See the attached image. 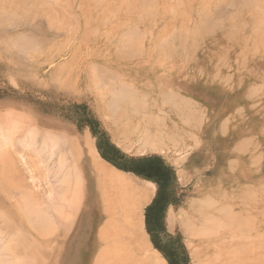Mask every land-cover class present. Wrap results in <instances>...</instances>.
I'll return each instance as SVG.
<instances>
[{
	"label": "rangeland",
	"instance_id": "1",
	"mask_svg": "<svg viewBox=\"0 0 264 264\" xmlns=\"http://www.w3.org/2000/svg\"><path fill=\"white\" fill-rule=\"evenodd\" d=\"M216 1L0 0V213L10 211L7 222L18 233L24 223L17 216L26 212L31 201L27 211H38L35 217L50 215L44 218L49 225H40L29 239L30 244L40 245L38 264H63V253L69 263L70 245L79 244L76 227L85 218L78 186L96 184L93 171L98 169L127 182L152 185L153 196L140 214L141 234L135 242L144 256L156 253L164 264H264V215L260 214L264 193L246 196L238 187L220 193L222 185L207 183L216 175L211 170L200 172L189 162L190 149L198 145L197 111L213 107L219 116L239 111L232 120L237 134L244 127L254 133L264 125V0ZM202 11L210 12L203 15ZM197 58L205 60V67L195 65ZM194 85L206 93L207 101L183 98V90L189 93ZM127 89L138 97V109L153 103L157 116L164 117L167 109L179 114L189 126L188 147L153 150L142 138L136 141L129 135L124 128L128 122L120 117L121 106L129 102L113 98L115 92ZM160 90L163 101L161 96L157 100ZM211 92L215 98L209 99ZM169 99L170 103H164ZM206 117L204 113V123H212L215 129L219 119L207 121ZM101 140L128 158L158 151L156 155L173 168L176 180L166 192L172 202L160 220L155 221L156 212L148 210L161 198L157 185L103 159L97 148ZM60 162L66 166L65 173L69 169L65 179V173L59 172ZM96 215L100 213L95 214L89 233L96 237V245L87 264H123L121 258L129 250L108 238L103 220ZM171 217L181 221L171 223ZM228 228L233 231L227 232ZM1 234L3 252L11 236ZM24 235L17 234L22 245ZM230 244L235 248L229 249ZM1 252L0 264H28Z\"/></svg>",
	"mask_w": 264,
	"mask_h": 264
},
{
	"label": "bare ground",
	"instance_id": "2",
	"mask_svg": "<svg viewBox=\"0 0 264 264\" xmlns=\"http://www.w3.org/2000/svg\"><path fill=\"white\" fill-rule=\"evenodd\" d=\"M210 1V0H209ZM220 1V0H219ZM218 1V2H219ZM27 2V1H26ZM202 2V1H201ZM216 1V3H218ZM207 3H208V0H207ZM215 3V2H214ZM215 3V4H216ZM237 3V2H236ZM206 4V3H205ZM213 4V3H212ZM219 4V3H218ZM200 5V4H199ZM208 5V4H207ZM210 5V3H209ZM216 7V6H215ZM201 8V7H200ZM202 9V8H201ZM205 8H203L204 10ZM207 10V9H205ZM211 11V10H210ZM206 12L207 14L210 12ZM5 12V11H4ZM204 11H202L203 13ZM205 13V12H204ZM203 13V15H204ZM205 13V14H206ZM208 16V15H207ZM205 18V17H204ZM204 20V19H203ZM203 20H201V22H203ZM205 21V20H204ZM201 22H199L201 24ZM204 23H202L203 25ZM207 24V23H206ZM208 25V24H207ZM204 26V25H203ZM202 26V27H203ZM200 29V28H199ZM198 31V30H197ZM169 32V31H168ZM182 33V32H181ZM194 33V32H193ZM169 34V33H168ZM184 35V33H183ZM183 35H179L180 38L182 39L183 38ZM178 36V37H179ZM188 35H185L184 37L186 38ZM190 36V35H189ZM192 36V35H191ZM169 37V36H168ZM194 37V36H193ZM192 37V38H193ZM175 38V37H174ZM177 38V36H176ZM188 38V37H187ZM189 42V41H188ZM174 43V42H173ZM190 43V42H189ZM188 45V43H187ZM174 46V45H173ZM195 47V46H194ZM174 48H177V47H174ZM169 49V48H168ZM188 49V48H187ZM196 50V49H194ZM264 51V50H263ZM170 52V51H168ZM167 52V53H168ZM166 53V54H167ZM180 54V53H179ZM156 57V56H155ZM155 59V58H154ZM158 61V60H157ZM201 61V63H200ZM153 62V61H152ZM180 62V61H179ZM205 60L202 58H197V60L195 61V65H202L201 67H205ZM95 64V63H94ZM93 64V65H94ZM157 65V63H155ZM96 67V65H94ZM100 66V65H99ZM152 66V65H151ZM149 67V66H148ZM147 67V68H148ZM156 67V66H154ZM166 67V65H165ZM98 68V67H97ZM104 68V67H103ZM149 69V68H148ZM151 69V68H150ZM109 70V69H108ZM144 70V69H143ZM98 71V70H97ZM142 71V69H141ZM58 72V71H57ZM137 72V71H136ZM138 73V72H137ZM147 73V72H146ZM64 74V73H63ZM62 74V75H63ZM66 74V73H65ZM139 74V73H138ZM147 78H148V75H146ZM150 76V75H149ZM110 77V76H109ZM57 78V76H56ZM55 78V79H56ZM78 78V77H77ZM59 80V79H58ZM146 80V79H145ZM154 82H152L153 84ZM151 84V85H152ZM163 84V83H162ZM260 86V85H259ZM258 86V88H259ZM155 87V86H154ZM161 87V86H159ZM146 88V87H145ZM153 88V87H151ZM158 88V87H157ZM115 89V88H114ZM117 89V87H116ZM256 89V88H255ZM150 89H148V93ZM130 91L129 89H127V91L125 90H120L119 92H115L113 94V98L116 100V101H126L128 100V104H126L127 106L125 108H122L121 106V110H122V114L120 115V117L122 119H125L126 122H128V127L125 126L124 128H128V131H129V135H131L132 137H137V140L139 139V141L142 142V144L144 143V145H148L149 149H153V150H163V151H166V150H170L171 148H179V147H188V141H191L189 138H190V133H188V130H189V126L187 125V123L185 121H183V119L181 118V116L179 114H175L174 112H170L169 109H167V111H164L165 113V116L162 117V116H157V108L155 107V105L152 103L151 105H143L141 109H138V107L136 106V104L138 103V97L135 98V96L133 95H130L129 92ZM133 91V89H131L130 93ZM155 91V90H154ZM162 91V90H161ZM259 91V89L257 90ZM136 93V92H135ZM138 93V92H137ZM144 93V92H143ZM152 93V92H151ZM132 94V93H131ZM142 95V94H140ZM153 94H149V96L151 97ZM164 96V95H163ZM163 96H157V100L158 98L160 97L159 100H162L163 101ZM143 97V96H142ZM166 97V96H165ZM154 98V97H153ZM140 100V98H139ZM156 100V101H157ZM167 100V98L165 99ZM164 100V103H170V99H169V102L166 101L165 102ZM145 101V100H144ZM147 101V100H146ZM261 101V100H260ZM127 102V101H126ZM213 102V101H211ZM117 103V102H116ZM159 103V101H158ZM173 104V103H171ZM213 103H210V106L207 107V105H204L203 108H210L212 106ZM140 105V104H139ZM189 108L192 107L191 104L189 103ZM158 106V105H157ZM214 106L215 108L218 106L217 103L215 102L214 103ZM141 107V106H140ZM154 107V108H153ZM159 107V106H158ZM165 109V108H163ZM192 109V108H191ZM213 107L211 108V111H212ZM260 111V110H259ZM198 113V111L196 112ZM212 118V117H211ZM220 128V127H219ZM221 129V128H220ZM230 131V130H229ZM228 131V132H229ZM232 133V132H230ZM245 133V132H244ZM195 135V134H194ZM193 135V136H194ZM230 135V134H229ZM128 136V135H127ZM127 138V137H126ZM216 138V137H215ZM125 139V138H124ZM123 139V140H124ZM128 139V138H127ZM194 139V137H193ZM54 140V139H53ZM196 140V139H195ZM214 140V138H213ZM212 140V141H213ZM126 141V140H124ZM45 142V141H44ZM259 142V141H258ZM32 143V142H31ZM48 142H46L47 144ZM138 143V142H137ZM262 143V142H261ZM144 146V145H142ZM37 145V144H36ZM222 145V144H221ZM261 145V144H259ZM45 146V145H44ZM261 147V146H260ZM144 148V147H142ZM54 150V149H53ZM62 150V149H61ZM45 151V150H44ZM48 151V150H47ZM258 151V150H257ZM255 151V152H257ZM59 153V152H57ZM56 153H54L55 155ZM60 154V153H59ZM263 154V153H262ZM43 155V154H41ZM258 155V154H257ZM256 155V156H257ZM260 155V154H259ZM264 155V154H263ZM51 156V155H50ZM255 156V155H254ZM261 156V155H260ZM54 157V156H53ZM258 158H261V157H258ZM263 158V157H262ZM55 159V158H54ZM56 160V159H55ZM62 161V160H61ZM229 162V161H228ZM255 162V161H254ZM260 162V160H259ZM61 163V162H60ZM59 163V172L61 174L65 173L64 170L66 168V166L64 167L63 164ZM58 164V163H57ZM68 164V163H67ZM56 165V164H54ZM66 165V164H65ZM85 166V165H84ZM233 166V165H232ZM50 167V166H49ZM86 167V166H85ZM97 167V166H96ZM49 169V168H48ZM47 169V170H48ZM57 169L58 171V167L55 168V170ZM232 169V168H231ZM8 170V169H7ZM51 171L53 170L50 169ZM67 170L69 169H66V173L68 172ZM96 170V169H95ZM80 171V170H79ZM50 172V171H48ZM55 172V171H54ZM53 172V173H54ZM58 172V173H59ZM96 172V173H95ZM93 171L94 175H95V178H96V181L97 183L94 184V185H85V186H78V190H79V196L80 198L83 200V205H84V215H85V218L83 217V221H82V226H79L77 225L76 227V232L79 231L78 235L76 234V240L79 242V244L77 246L71 244V248L69 249L68 251V254H72V257H69V263L68 264H87L89 258H90V255L92 254V251L96 245V237L95 239L94 238H91L92 236L89 234L90 233V225L93 223L94 221V216L95 214L97 213H100V216L96 215L98 217V220H103L102 222V227L103 229L102 230H106L108 232V238H112V240L116 241L117 244L119 246H123V249L125 250H129L128 251V255H125L124 257V260H122L123 258H121V262H124L123 264H164V262L159 258V256L155 253L154 255H147V256H144L143 254H141V248H138V251L136 250V246H135V242L138 243L139 239L138 237L140 238V217H141V212L144 208V206H146L152 196H153V187L147 184H139V183H133L131 181H125L121 178H117L115 177L116 175L115 174H112V172H106L104 170H96V171ZM56 173V172H55ZM66 173L63 176V179H65V176H66ZM110 173V174H109ZM70 175V174H69ZM81 175V174H80ZM61 176V175H60ZM70 177V176H69ZM70 179V178H68ZM84 179V178H83ZM65 181H68V180H65ZM64 181V182H65ZM66 183V182H65ZM241 184V183H240ZM67 185V184H66ZM70 186V185H69ZM241 186H244V185H241ZM106 187H108L106 189ZM62 188V187H61ZM242 188V187H241ZM65 189V188H64ZM77 189V188H76ZM233 187L230 186L229 188L227 187H221V189H219L220 193L222 192H233L234 190H232ZM238 190V188H236ZM70 190V189H69ZM228 190H231V191H228ZM244 190V188H243ZM247 190V189H245ZM252 190V189H250ZM111 193H110V192ZM262 191V190H261ZM67 192H69L67 190ZM246 192V191H245ZM244 192V193H245ZM248 192V191H247ZM246 192V193H247ZM250 192V191H249ZM65 193V192H64ZM245 193V194H246ZM253 193V192H252ZM252 193L250 195H252ZM243 194V195H245ZM68 195V194H67ZM254 195V194H253ZM256 195V194H255ZM7 196V195H6ZM25 196V195H24ZM29 196V195H28ZM32 196V195H31ZM248 196V193L247 195ZM64 196H62V199ZM250 197V196H249ZM252 197V196H251ZM254 197V196H253ZM252 197V199H253ZM30 198V197H29ZM27 200V198H26ZM48 200V199H47ZM57 200V199H56ZM238 200V199H237ZM50 201V199H49ZM71 201V200H70ZM73 201V200H72ZM79 201V199H78ZM210 201V200H209ZM208 201V202H209ZM256 201V200H255ZM29 201L27 200L26 201V204H28ZM32 202V201H31ZM30 202V203H31ZM207 202V203H208ZM211 202V201H210ZM209 202V203H210ZM247 202H248V199H247ZM32 206V204H30ZM33 203V202H32ZM51 203V201H50ZM49 203V204H50ZM69 203V202H68ZM211 204V203H210ZM226 204V203H225ZM28 205V208L26 207V212H24L22 210V213H19V215L17 216L18 220H21V222L24 223V227H22L23 231L20 230L21 232L25 233V235L22 237L23 241H24V245L21 244L20 242V237L17 236V234H20L18 233L17 229L14 228L12 225H10L7 220H8V213L6 212H3V213H0V223L2 225L3 223V226H2V229H0V234L1 232L3 231L4 233H9V236H11L10 240L11 241H8V244H6L4 246V250L3 252L5 253V255H2V256H8L10 257L11 259H13L12 257H15V259H13L14 261L17 259V260H26V262L28 264H32V260L34 259L36 264H38L39 260L36 258V256H39L41 254V249H40V245L38 244H30L32 242L29 241V239H31L32 237V234L33 232L39 230V226L40 225H45V226H48L49 222H47L48 220L47 219H44L46 218V213H44L45 211H43L44 214V217H40V216H36L35 217V214L36 212L38 211H34L35 213H31L33 211H30L27 209H30L31 207H29ZM35 205V204H34ZM52 205V204H51ZM24 206L23 209H24ZM49 206V205H48ZM199 207V205H198ZM1 208V207H0ZM18 208V207H17ZM51 208V207H49ZM211 208V207H210ZM12 209V208H11ZM34 209V206L33 208ZM31 209V210H32ZM56 209V208H55ZM54 209V210H55ZM223 209V208H222ZM34 210H37L36 208ZM49 210V209H48ZM13 211V210H12ZM42 212V209L40 210L39 209V213L38 214H41ZM91 211V212H90ZM206 211V210H205ZM249 211V210H248ZM2 212V211H1ZM54 212V211H53ZM202 212V211H201ZM207 212V211H206ZM234 213V212H233ZM34 214V217H32ZM201 215V213L199 214ZM47 216H50V215H47ZM83 216V214H82ZM173 216V215H172ZM234 216V215H232ZM8 217V218H7ZM16 216L14 215V218ZM13 219V218H12ZM11 219V220H12ZM16 219V218H15ZM17 220V221H18ZM47 220V221H46ZM256 220V219H255ZM13 221V220H12ZM97 221V219H96ZM169 221L171 223H173V221H181L180 219H177V218H174V217H171L169 219ZM54 222V221H53ZM100 222V221H99ZM51 223V222H50ZM59 223V222H58ZM222 223V222H221ZM98 224V223H97ZM203 224V223H202ZM205 224H209V222H205ZM233 225V224H232ZM22 226V225H21ZM201 226V225H200ZM213 227V225H210ZM230 226V225H229ZM202 227V226H201ZM206 227V226H205ZM204 227V229H205ZM212 227H209L207 228L209 231H213L214 229ZM216 227V226H215ZM214 227V228H215ZM231 227V226H230ZM229 227V228H230ZM44 228V227H43ZM212 228V229H211ZM226 228V226H225ZM229 228L227 229L228 231L227 232H231L229 231ZM202 230V229H201ZM216 230V228H215ZM221 230H225V229H221ZM208 231V232H209ZM211 231V232H212ZM219 232V230H217ZM215 231V232H217ZM11 232V233H10ZM200 230L197 232L199 233ZM203 232V231H202ZM214 232V231H213ZM218 232L216 234H218ZM221 233V232H220ZM141 234V233H140ZM203 234V233H202ZM215 234V235H216ZM2 235V234H1ZM231 235V234H230ZM229 235V236H230ZM232 235L235 236V233H233ZM99 236V235H97ZM201 236V235H200ZM204 235H202L203 237ZM213 236V234H212ZM225 236V235H224ZM228 236V237H229ZM233 236V237H234ZM237 236V235H236ZM1 237V236H0ZM52 237V236H50ZM75 237V236H74ZM105 237H106V233H105ZM205 237V236H204ZM208 237V236H207ZM231 237V236H230ZM229 237V238H230ZM2 238V237H1ZM103 238V237H101ZM219 238V237H218ZM4 239V238H2ZM37 239V237H36ZM74 239V238H73ZM73 239H70L69 242L73 241ZM105 239V238H104ZM223 239V237H222ZM227 239V238H226ZM231 239V238H230ZM1 240V239H0ZM109 240V239H108ZM138 240V241H137ZM232 240V239H231ZM230 240V241H231ZM235 240V239H233ZM2 241V240H1ZM102 241V240H100ZM225 241V240H224ZM6 242V241H5ZM111 242H109L110 244ZM220 243V240L218 243L216 244H219ZM222 243V241H221ZM228 243V242H227ZM230 243V242H229ZM263 243V242H262ZM106 244V243H105ZM108 244V243H107ZM106 244V245H107ZM108 244V245H109ZM113 244V243H112ZM132 244V245H131ZM134 244V245H133ZM140 244V243H139ZM138 244V246H139ZM213 244V243H212ZM223 244V243H222ZM115 245V244H114ZM103 246V245H102ZM111 246V245H110ZM213 246V245H212ZM237 246V245H235ZM1 247V246H0ZM141 247V246H140ZM231 247V244L230 246H228V248ZM133 248H136L135 250ZM227 248V247H226ZM227 248V249H228ZM231 248H235L234 246H232ZM2 250V247L0 248ZM39 249V251H37ZM106 249V247H105ZM193 249V248H192ZM218 249V248H217ZM230 249V248H229ZM224 250V249H222ZM226 250V249H225ZM107 255H108V251L109 250H105ZM119 251V250H117ZM122 251V250H121ZM194 251V249H193ZM1 252V251H0ZM1 252V253H3ZM98 252V251H97ZM124 252V251H123ZM3 253V254H4ZM104 252L102 251L101 255L103 254ZM105 253V254H106ZM67 253H63L61 255L62 257V262L63 264H66L67 263V260L63 259L64 258V255H66ZM118 254V252L116 253ZM125 254V253H123ZM100 255V256H101ZM106 255V256H107ZM110 255V254H109ZM1 256V254H0ZM114 256H116L114 254ZM194 256L198 259V254L194 251ZM227 256V255H226ZM230 256V255H229ZM109 257V256H107ZM113 257V256H112ZM117 257V256H116ZM220 257V256H219ZM11 259H10V262H11ZM109 259H112V258H109ZM108 259V260H109ZM118 259V257H117ZM12 260V262H13ZM15 261V262H18L19 261ZM114 261V260H113ZM116 261V260H115ZM211 261V260H210ZM14 262V263H15ZM93 262V261H92ZM111 263H115V262H111ZM109 264V263H108Z\"/></svg>",
	"mask_w": 264,
	"mask_h": 264
},
{
	"label": "crops",
	"instance_id": "3",
	"mask_svg": "<svg viewBox=\"0 0 264 264\" xmlns=\"http://www.w3.org/2000/svg\"><path fill=\"white\" fill-rule=\"evenodd\" d=\"M199 90L200 89L198 85L191 86L189 89V93L183 90V93H185V96H183V98L186 99L188 97H191V99H193L192 100L193 102L196 101V98H199L204 102L207 101L204 98L206 93H203L202 91ZM157 95L158 96L163 95V91L162 94L158 93ZM211 97L215 98L214 92H211V94L208 95L209 99H211ZM204 113L207 115L206 117L207 121L209 120L211 121L216 118L219 119L215 129H212L210 127V125L212 126V123L210 122L204 123L203 120ZM228 113L229 112H225L221 116H219L217 115L216 112L210 110V111H200L196 114V118L197 120H199V122L197 121L196 123V134H197L196 138L198 140V145L196 144V146L194 147L192 146V148L190 149L192 151L189 157V162L190 164L193 165L195 164V169H199L198 171L200 172L207 170L206 171L207 174L211 170L213 176L216 175L211 182H207V183H212V184L214 183L216 185H222L223 187H227V188H229L230 186L238 187L237 191H243V192L259 191L261 194H263L264 193V155H263L264 125L263 126L261 125L256 130L257 132L255 131L256 133L251 132L249 127H244L243 131L237 134L235 133L237 127L236 125H234V123H232V120L236 119V114H238L239 111H233L230 115H228ZM243 120L246 121L248 119L244 118ZM156 152L158 151H151L149 152V155H145V156H158L162 158L160 155H156L157 154ZM220 176H224L226 178H221L219 180ZM260 211H261L260 214L264 215V212H262L264 211V208L260 207Z\"/></svg>",
	"mask_w": 264,
	"mask_h": 264
},
{
	"label": "trees",
	"instance_id": "4",
	"mask_svg": "<svg viewBox=\"0 0 264 264\" xmlns=\"http://www.w3.org/2000/svg\"><path fill=\"white\" fill-rule=\"evenodd\" d=\"M99 136L101 139H105L103 133ZM105 142L106 143L104 145L101 140L97 145L99 153L103 159L119 170L130 172L145 180H150L157 185L158 194L161 195V198L157 201V204L153 205L148 210H151L154 213L156 212L154 215L155 221L158 219L160 220V217L165 211L167 205L172 202L166 192L173 186L176 180L173 168L166 164L158 156L128 158L118 149L109 145L106 140ZM107 149L112 151V154H109Z\"/></svg>",
	"mask_w": 264,
	"mask_h": 264
}]
</instances>
